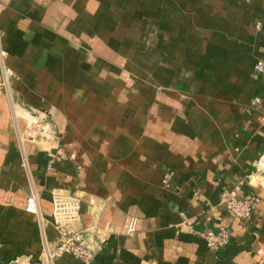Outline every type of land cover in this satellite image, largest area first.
I'll return each instance as SVG.
<instances>
[{
  "label": "crops",
  "instance_id": "1",
  "mask_svg": "<svg viewBox=\"0 0 264 264\" xmlns=\"http://www.w3.org/2000/svg\"><path fill=\"white\" fill-rule=\"evenodd\" d=\"M0 53V260L40 264L67 190L74 228L99 231L93 264H264V0H0ZM241 179L247 222L219 203Z\"/></svg>",
  "mask_w": 264,
  "mask_h": 264
},
{
  "label": "built area",
  "instance_id": "2",
  "mask_svg": "<svg viewBox=\"0 0 264 264\" xmlns=\"http://www.w3.org/2000/svg\"><path fill=\"white\" fill-rule=\"evenodd\" d=\"M3 54L0 53V64L2 74V85L7 86L9 81L14 78L13 72L2 64ZM254 71L259 75H264V62L257 61L253 66ZM259 98L253 99V104H258ZM32 119L31 117H29ZM36 120V121H35ZM38 130V139L44 141H54L56 133L45 122H38L34 119ZM52 151V150H50ZM55 157L50 154L48 157L47 170L52 169ZM26 168V164H21ZM259 179L260 185L264 186V155L257 158L254 163L253 172L250 174ZM172 172H165L162 177L163 186L167 187L172 178ZM246 181L241 179L232 189L223 190L219 196V203L225 206L226 210L235 218L247 222L251 219L253 213V206L257 202L254 195L244 194V187ZM52 200V221L53 227L56 231V238L53 242H42V258L40 264H52L63 256L81 262L82 264H93L96 250L98 247V230L90 233L84 229H75L74 225L79 219L81 205L80 199L67 190H54L51 193ZM24 211L27 214L40 217V208L36 193L30 194L25 200ZM191 229L190 227H188ZM191 233L201 238L207 249L211 252L218 253L223 250L228 242L229 235L225 230L212 231H194ZM15 261L0 260V264H14Z\"/></svg>",
  "mask_w": 264,
  "mask_h": 264
},
{
  "label": "rangeland",
  "instance_id": "3",
  "mask_svg": "<svg viewBox=\"0 0 264 264\" xmlns=\"http://www.w3.org/2000/svg\"><path fill=\"white\" fill-rule=\"evenodd\" d=\"M19 112V111H18ZM17 113V112H16ZM16 115H19L18 113Z\"/></svg>",
  "mask_w": 264,
  "mask_h": 264
}]
</instances>
